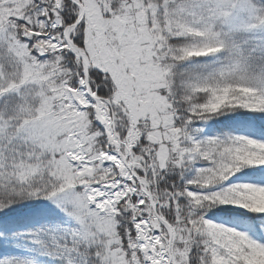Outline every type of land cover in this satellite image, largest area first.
I'll return each mask as SVG.
<instances>
[{
	"label": "snow or ice",
	"instance_id": "obj_1",
	"mask_svg": "<svg viewBox=\"0 0 264 264\" xmlns=\"http://www.w3.org/2000/svg\"><path fill=\"white\" fill-rule=\"evenodd\" d=\"M0 264H264V0H0Z\"/></svg>",
	"mask_w": 264,
	"mask_h": 264
}]
</instances>
